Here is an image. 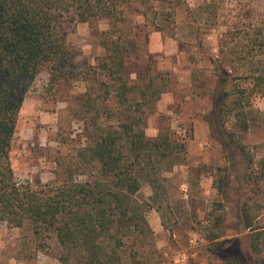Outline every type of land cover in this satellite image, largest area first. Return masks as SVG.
I'll return each instance as SVG.
<instances>
[{"label":"rangeland","instance_id":"1","mask_svg":"<svg viewBox=\"0 0 264 264\" xmlns=\"http://www.w3.org/2000/svg\"><path fill=\"white\" fill-rule=\"evenodd\" d=\"M133 7L139 12L127 14L119 42L109 34L107 21L79 24L69 35L68 43L79 53L78 79L53 85L47 70L36 78L12 143L16 176L47 184L79 164L77 151L87 144L85 120L76 116L80 109L92 121L90 132L99 133L95 121L102 129H117L128 117L148 138L161 133L184 146L187 158L186 165L163 174L167 196L160 211L149 184L143 182L137 194L141 203L154 207L146 213L153 235L138 247L140 263L264 264V254L256 257L243 238L251 232L237 220L238 206L252 198L264 232V97L254 81L264 71V56L249 59L252 63L242 59L243 31L264 17V0H134ZM236 32L242 34L230 35ZM221 78L227 79L225 85ZM121 82L134 88L127 103H120L114 91ZM214 94L220 106L227 100L223 112L215 108ZM88 97L93 105L82 109ZM236 102L242 105L240 114ZM94 170L85 165L80 177ZM246 171L263 180L259 195L253 192L254 179L241 181L237 191L235 183ZM220 216L226 218L222 229L213 225ZM58 255L54 238L40 244L28 225L0 224V264H61Z\"/></svg>","mask_w":264,"mask_h":264},{"label":"trees","instance_id":"2","mask_svg":"<svg viewBox=\"0 0 264 264\" xmlns=\"http://www.w3.org/2000/svg\"><path fill=\"white\" fill-rule=\"evenodd\" d=\"M133 2L0 0V224L12 228L28 225L40 244L54 238L61 264H141L138 247L143 238L153 235L146 213L154 207L141 203L137 194L143 182L149 184L154 193L152 202L160 211L158 205L164 200L162 196H167L163 174L187 164V158L182 156L185 147L173 143L168 135L160 133L150 139L139 122L130 121L128 117L117 129H102L95 121L93 124L99 133L90 132L92 121H88L80 109L76 116L83 115L85 120L87 144L77 151L79 164L67 169L64 175L57 173L55 180L47 184L22 181L15 174L12 143L25 95L36 78L47 70L53 85L78 79L79 53L68 43L69 35L79 24L107 21L109 34L115 33L118 42L123 40L126 33L121 25L129 23L127 14L139 12ZM243 32L242 59L263 57L264 17ZM240 34L230 35L236 38ZM114 48L115 52H120V47ZM119 63V72H123L125 63ZM111 73L116 75L113 68ZM119 80L122 81V77ZM254 81L264 97V71ZM220 83L225 85L227 79L221 78ZM114 89L120 103L134 91L126 82ZM215 96V108L223 112L230 95L226 94L227 100L222 106L220 98L215 99ZM84 104L82 109L93 105L89 97ZM234 106L239 108L240 114L242 105L236 102ZM123 113L127 114L120 112ZM243 128L247 130V124ZM239 148L244 150L242 145ZM247 163L250 167L252 160ZM85 165H94L95 170L82 173V178L80 173ZM246 176L247 171L238 177L237 191L241 181L254 179L253 192L259 195L263 180ZM188 185L193 188L191 170ZM195 186H199V182ZM253 200L246 199L238 206L237 220L244 232H251L243 238L248 241L251 253L259 258L264 254V232L254 214L258 203ZM225 223L223 216L213 221L220 229ZM162 224L167 228L164 221ZM237 234L242 235L241 229H237Z\"/></svg>","mask_w":264,"mask_h":264}]
</instances>
